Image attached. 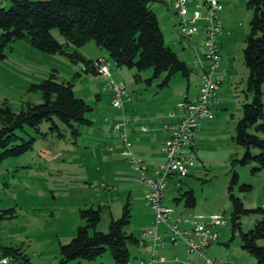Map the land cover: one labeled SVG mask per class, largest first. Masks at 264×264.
<instances>
[{
	"label": "rangeland",
	"instance_id": "obj_1",
	"mask_svg": "<svg viewBox=\"0 0 264 264\" xmlns=\"http://www.w3.org/2000/svg\"><path fill=\"white\" fill-rule=\"evenodd\" d=\"M150 3L157 13L165 43L180 57L195 58L196 63L184 58L191 67L201 69L197 53L206 65L203 41L200 47L188 45L182 51L181 42L187 38L177 37L179 16L173 0H150ZM220 3L216 16L221 23L225 16L228 28L221 29L216 37L220 64L212 73L219 80L215 100L211 102L213 125L197 139L194 150H188L193 164L188 167L187 174L167 177L163 201L174 207V217L193 218L199 213H223L226 223L217 227L220 236L209 244L204 256L188 252L179 241L183 244L182 253L188 256L172 255L169 259L172 264H184L195 256L197 261L204 257H217L236 264H257L255 257L241 247L239 228H232V201L229 197V191H232L245 207H264V167L253 170L256 162H241L239 159L245 148L233 137L236 121L242 114V103L253 96L247 88L248 68L243 61L251 9L246 6V0H220ZM9 5L10 0H0V6ZM239 20L242 25L238 24ZM202 23V19L197 22L198 29ZM51 33L59 41H64L57 28H52ZM72 50H78L87 58L102 55L110 74L85 72L82 64L73 62L66 52L40 50L27 38L0 44V106L6 104L13 111H19L28 102L40 101V90L32 85L51 76L58 81L71 82L74 94L91 107L85 113L90 123L72 122L68 125L56 120L58 127L50 128L51 121L44 119L36 128L25 124L16 130L18 137L13 142L34 137L31 147L20 154L0 159V244L21 246L31 264L59 262L60 243L70 240L77 225L84 222L80 208L100 207V218L95 228L106 231L110 217H118L128 202L130 220L124 229L139 236L143 229L155 230L154 224L147 222L144 216L146 211H151L146 202L149 187L143 193L148 185L140 179V172L132 162L133 158L141 160L144 173L151 175V158L146 161L150 149H136L131 138L127 137L126 129L132 125L131 115L139 117L150 107L158 106L160 101L178 113L176 105L179 99H184L187 86L193 88L200 78V74L198 78L196 70L192 69L188 76L178 71L169 77L168 82L162 83L165 72L152 76V68L149 67L138 71V77H135V67L117 66L108 51L96 45L93 39L79 46L68 44L66 51ZM114 84H121L123 88L118 95ZM261 90L264 114V81ZM116 98L120 99V105L114 104ZM135 137H140L139 133ZM154 145V154L165 158L163 150L158 149L157 143ZM258 151L257 147H251L252 153ZM142 153H146V158L138 155ZM234 170L238 179L232 183ZM179 179L181 184L177 185ZM240 183H249L252 187L242 190ZM229 185L232 188H228ZM187 188H192L195 195V204L191 207L185 206L184 200L173 201L179 190ZM261 217H264V212L242 214L240 229L246 231ZM179 225L187 226L183 222ZM156 227L162 232L163 241L168 243L164 223L157 222ZM129 248L130 257L135 261L144 254L136 244L130 243ZM159 253L169 251L164 248ZM176 257L179 262L173 261ZM62 264L116 263L107 248L95 258H72Z\"/></svg>",
	"mask_w": 264,
	"mask_h": 264
},
{
	"label": "trees",
	"instance_id": "obj_2",
	"mask_svg": "<svg viewBox=\"0 0 264 264\" xmlns=\"http://www.w3.org/2000/svg\"><path fill=\"white\" fill-rule=\"evenodd\" d=\"M246 6L251 9V16L249 31L244 39L243 61L248 68L247 88L253 96L242 103V114L236 121L233 137L245 148L239 160L256 162L254 170L264 167L261 99L264 81V0H246ZM54 27L64 36V41H59L51 33ZM0 30V44L27 38L40 50L66 52L73 62L82 64L85 72L98 73L94 63L98 57L87 58L78 50L66 51V46L70 43L79 46L90 39L104 47L117 66L135 67V77H138V71L149 67L152 68V76L165 72L162 83H166L172 74L181 71L188 75L191 69L186 60L165 43L150 0H10L8 7L0 6ZM193 35L185 38L191 39ZM197 57L200 65H204L198 53ZM32 86L40 90V101L28 102L19 111H13L6 104L0 106V159L20 154L31 147L34 137L13 142L18 137L16 130L25 124L36 128L47 119L51 121L50 128H54L58 127L56 120L68 125L72 122H91L85 117L91 107L82 97L74 94L71 82L58 81L49 76ZM251 147H257L259 151L252 153ZM237 179L238 173L234 170L231 182L235 183ZM239 187L248 190L252 186L240 183ZM229 197L232 201V228H239L241 247L255 257L257 264H264V217L257 219L246 231L240 229L239 221L242 214L264 212V207L247 208L232 191H229ZM180 200H184L187 207L194 206L193 189L179 190L173 201L177 203ZM79 213L84 222L77 225L70 240L60 243L61 257L57 264L72 258L92 259L107 248L116 264H124L131 258L129 244L137 243L138 237L124 229L130 220L128 202L123 205L118 217H110L106 231L95 228L100 218V207L80 208ZM0 249L15 253L24 264H31L21 246L0 244Z\"/></svg>",
	"mask_w": 264,
	"mask_h": 264
},
{
	"label": "built area",
	"instance_id": "obj_3",
	"mask_svg": "<svg viewBox=\"0 0 264 264\" xmlns=\"http://www.w3.org/2000/svg\"><path fill=\"white\" fill-rule=\"evenodd\" d=\"M178 14V35L179 38L191 37L198 30L197 22L202 19L204 29V56L206 65H201L200 78L198 82V93L194 98H184L177 102L178 113L172 111L174 120L167 123V137L164 140L162 150L165 158L158 164L154 174L146 175L141 160L133 158L134 166L140 172V179L149 187L146 194V202L153 209L155 221L165 225L164 233L168 236L169 244L183 242L187 251L196 252L204 256L206 248L211 242L219 238L218 226L226 223L223 213L195 214L193 218L174 217V208L163 201L164 190L167 184V177L176 175L182 177L187 174L188 167L193 164V158L188 151L194 142V134L199 129L203 120L213 117L211 102L214 101L215 91L219 86V80L212 76L213 71L220 64V53L216 43V37L222 29V23L217 19L216 10L221 7L220 0H201L194 3L189 10L188 0H173ZM203 7V10H202ZM97 72L109 75V69L103 56L95 61ZM116 95L122 91L121 84H114ZM114 104L120 105V99L113 100ZM125 143V135L122 136ZM127 153V151H125ZM180 184V179L176 181ZM180 222L187 224L185 227ZM150 236L152 248L148 257H141L138 260L129 258L124 264H163L164 256L158 254L162 247V232L148 228L142 231V239ZM144 240V239H143ZM179 262L178 258L173 259ZM184 264H236L227 259L222 261L217 257H204L201 261L186 260ZM0 264H24L18 255L11 252H4L0 249Z\"/></svg>",
	"mask_w": 264,
	"mask_h": 264
},
{
	"label": "crops",
	"instance_id": "obj_4",
	"mask_svg": "<svg viewBox=\"0 0 264 264\" xmlns=\"http://www.w3.org/2000/svg\"><path fill=\"white\" fill-rule=\"evenodd\" d=\"M196 1H198V0H188L189 10H191L194 7V3ZM150 4L152 7V3H150ZM153 10L155 11L154 8H153ZM155 13H156V11H155ZM156 15H157V13H156ZM223 19H224V22L222 23L223 24L222 29L228 28L227 27V19L225 18V16H223ZM224 24H225V26H224ZM238 24H241L240 20L238 21ZM203 35H204L203 29L202 28L198 29L196 34L193 35V38L187 39L185 42H181V45H183L182 51L184 52L188 45L189 46L190 45L191 46L197 45V47L198 46L200 47L201 43L203 41ZM182 43H184V44H182ZM176 53H177V51H176ZM100 56H102V55H100ZM100 56H98V57H100ZM181 58H183V59L185 58L188 61H191L192 63L194 62V59H195L192 56H190V58H192V60H191L186 55H184ZM194 63H196V62H194ZM188 65L191 68L190 71L192 69L196 70L195 73H196V75H198V78H199L200 69H198V66L191 67V63H188ZM114 71H115V69H114ZM167 82H168V80H167ZM122 90H123V88H122ZM197 93H198V82H196L195 86H193V88H191V89L187 86L186 91L183 93V98H194L197 95ZM215 95H216V92H215L214 96ZM172 111H173L172 107H169L165 104H162L160 101L158 106L150 107V109L147 110V112H142L139 117L137 115H131L130 116L132 118L131 119L132 122L130 124H132V125H130V127L128 129H126L127 137L129 136L131 138L136 149H139L140 147H143L145 149H147V148L150 149L148 151V154L150 153L149 154L150 156L148 158L145 157L146 153H142L143 155L142 154H138V155L144 156L146 158L147 162L151 158V161L149 162V168H150L149 170H151V175L154 174V170H155L156 166L158 164H160L164 159V157L161 158V156L154 154V152L156 151L154 144L157 143L158 149L159 150L162 149L161 145L163 144V142H164V140L168 134L166 124L174 120L173 115H171ZM212 118L205 119L201 122L199 129H197L195 134H194V142H197V139L199 140L204 135L205 130L208 127L213 125V122L211 120ZM137 133H139L140 137H135L137 135ZM133 137H135V138H133ZM189 150H190V152H192L194 150V146ZM147 191H148V186L146 189H144L143 193L147 192ZM150 209H151V211H146L144 216L147 219V222H151L152 225L154 224L155 228L158 230L159 226L156 227L157 223H154V217L155 216H154L153 209L151 207H150ZM143 230H141V231H143ZM130 232H132V231H130ZM139 235L138 234L136 235L138 237V242L135 244L137 245V247H139L140 249L142 248L144 250V254L141 257H148L150 255L151 248H152L151 237L146 236L143 238L144 239L143 240L142 239V232H141V236H139ZM219 236H220V234H219ZM6 245H8V244H6ZM164 248H166L169 251V253H159V250L164 249ZM182 248H183L182 243H176V244H173V246H171L165 242V243H163L162 247L158 249V254H161L162 256H164V258H165L164 264H172L171 261L169 260L172 257V255L178 256L181 258L188 256L185 253L184 254L182 253V251H181V250H183ZM195 257H193V260ZM188 259H190V258H188ZM195 259H197V258H195Z\"/></svg>",
	"mask_w": 264,
	"mask_h": 264
}]
</instances>
